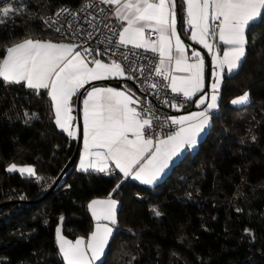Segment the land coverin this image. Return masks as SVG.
I'll return each instance as SVG.
<instances>
[{"label":"trees","instance_id":"obj_1","mask_svg":"<svg viewBox=\"0 0 264 264\" xmlns=\"http://www.w3.org/2000/svg\"><path fill=\"white\" fill-rule=\"evenodd\" d=\"M87 1L0 0L18 8L0 24V58L24 39L63 42L46 29L44 16ZM185 19L181 11L182 30ZM247 38L246 57L225 77L205 137L154 188L116 173L78 172L76 159L35 203L71 158L75 141L57 129L45 92L0 81V205L12 202L0 207V264H64L56 229L71 241L88 237V204L110 196L120 204L117 224L98 264H264V24ZM245 93L249 102L233 107ZM11 164L32 166L36 176L8 173Z\"/></svg>","mask_w":264,"mask_h":264},{"label":"snow or ice","instance_id":"obj_2","mask_svg":"<svg viewBox=\"0 0 264 264\" xmlns=\"http://www.w3.org/2000/svg\"><path fill=\"white\" fill-rule=\"evenodd\" d=\"M99 3L113 6L115 18L124 25L118 32L110 29L116 37L115 41L109 40L113 49L131 46L145 53L151 52L157 58L154 63L151 58L143 57L150 64L154 63V76L165 83H152L149 87L168 88L187 100L203 91L205 60L198 51H193L191 57L185 51L186 46L177 31L178 0H99ZM84 7H92V4ZM180 8L186 14L192 41L202 45L212 56L211 95L201 96L196 105H206L205 110L171 118V124L177 130L166 138H154L149 134L153 128L152 121L143 110H138L139 98L131 90L95 87L87 91L83 99L84 151L80 170L87 172L92 169L111 175L110 164H114L124 178L131 177L143 185H153L185 149L197 145L198 138L210 123L209 112L218 106L222 80L242 66L249 43L247 33L258 24H264V0H182ZM17 11L18 8L10 2L0 4V24H5L10 13ZM152 36L155 40L151 39ZM212 41L225 46L222 55ZM78 47L80 45L29 38L7 47L0 58V81L6 85L26 86L37 94L42 89L47 90L55 111V123L70 137L74 136L70 128L73 119L70 115L71 99L79 89L91 81L113 77L133 79L122 62L113 59L105 63L95 57L88 60L87 56H91L93 50L76 51ZM103 54L96 51L97 56ZM115 54L113 51L112 55ZM120 55L123 61H129V55L140 58L136 52H121ZM134 64L135 61H130L128 71L138 70L143 74L144 69H137ZM248 100V93H245L232 100V104L241 105ZM171 106L179 110L177 104ZM6 171L36 176L32 167H18L16 164L8 166ZM119 187L117 184L116 188ZM116 207L117 201L111 198L93 200L88 205L96 224L87 241L77 239L73 243L61 234L59 227L56 229L58 250L64 264H96L101 261L113 236L114 229L109 224L117 223Z\"/></svg>","mask_w":264,"mask_h":264},{"label":"built area","instance_id":"obj_3","mask_svg":"<svg viewBox=\"0 0 264 264\" xmlns=\"http://www.w3.org/2000/svg\"><path fill=\"white\" fill-rule=\"evenodd\" d=\"M85 4H92V7L86 8ZM63 9L68 11L62 12ZM58 12L61 13L59 16L56 15ZM114 12L115 8L111 5L100 4L99 0H88L79 9L61 6L56 11L47 13L43 18V24L49 32L61 38L63 42L80 45L76 51L83 52L85 48L93 50L92 55L87 56L89 60L95 57L107 63L113 59L122 62L128 75L133 76L130 81L134 84L138 94L136 97L140 101L137 106L138 110H143L152 121L153 128L149 134L154 138H166L167 135L177 130V127L171 124L170 113L172 110H176L171 105L175 103L179 109H187L191 107L192 103L182 95L173 94L168 88L149 87L152 83L159 85L165 83L153 74L157 58L152 53L132 49L131 46L128 49H113L109 40L115 41L116 37L110 29L118 32L124 26L115 18ZM56 28H59L60 31H55ZM151 39H155V36H152ZM96 51L104 54L97 56ZM113 51L116 52L115 55H112ZM121 52H136L140 58L129 55V61H123ZM144 56L151 58L154 63L150 64L148 59L143 58ZM130 61H135L133 66L137 69L142 67L143 74L138 70L136 72L128 71Z\"/></svg>","mask_w":264,"mask_h":264},{"label":"crops","instance_id":"obj_4","mask_svg":"<svg viewBox=\"0 0 264 264\" xmlns=\"http://www.w3.org/2000/svg\"><path fill=\"white\" fill-rule=\"evenodd\" d=\"M178 7H179V5H178ZM179 10H180V9H179ZM180 15H181V11H180ZM185 15H186V14H185ZM178 20H179V19H178V17H177V21H178ZM185 20H186V19H185ZM149 31H150V30H149ZM177 31H178V34L180 35V38H181L182 42H183V43L185 44V46H186L185 51H186V53H187V55H188L189 57H191V54H192L193 51H198V52H200L201 55L204 57V54H203L200 50H203V51L209 56L210 63H211V74H212V71H213V61H212V56L208 53V51H207L206 49H204V48L202 47V45H200L199 43H196V42L192 41V39H191V32H190V30L188 29L187 25L185 24V27H184L183 30H182L181 24H180L179 26H178V24H177ZM153 40H155V39H153ZM185 40H187L188 42L192 43V44L195 45V47H197V48H194V47L190 46L187 42H185ZM42 42H43V41H42ZM51 42L68 44V43H66V42H55V41H51ZM212 42L215 43V44H217V48H218V50L220 51V54L222 55L225 46L219 44L218 41H212ZM173 43H174V41H173ZM199 49H200V50H199ZM140 50H142V49H140ZM143 51H144V50H143ZM150 53H151V52H150ZM88 60H89V59H88ZM204 60H205V57H204ZM102 61H103V60H102ZM103 62H105V61H103ZM105 63H107V62H105ZM90 66H92V65H90ZM238 70H239V69H238ZM238 70H237V71H238ZM237 71H234L232 75H234ZM177 75H186V74H185V73H177ZM232 75H231V76H232ZM225 77H229V76L225 75ZM225 77H224V79H225ZM114 79H122V80H125V82L123 83V88H125V89H123V88L112 87V86H110V85L103 84V83H96V82H98V81H102V80H97V81H91V82L85 84V86H84L83 88L79 89V90L77 91V93L72 97V99H71V108H72V111H71V113H70V115H71L72 118H73L72 121H71V124H70V128H71V130L74 132V136H72V137L68 136V134H67L66 132H64L59 126L56 125V123H55V111H54V107H53L52 102H51V99H50V97H49V95H48V93H47V90H43V89L40 90V91L46 93L47 98H48V100H49L50 103H51L52 110H53V115H54V123H55L57 129H58L60 132L64 133L66 136H68L72 141H75V142H76L77 137H78V124H77V119H76L77 97H78V94H79L81 91H83V94H82V97H81V103H80V105H81L80 110H81V133H82V137H81V143H80L79 152H78L77 161H76V170H77L78 172H81V173L93 172V173H97V174H100V175L108 176L107 174L99 173V172H96V171H94V170H92V169H89V171L85 172V171L80 170V167H79V165H80V158H81V156H82V154H83V151H84V143H83V128H84L83 109H84V105H83V99L86 98V96H87V91H90L91 89H93V88H95V87H100V88L111 87V88H113V89H115V90H117V91H126V92H127L128 90H131V92L134 93L135 96L138 95V94H137V91H136V89H135V87L132 86L130 83H128V82L130 81L129 79H124V78H119V77H113V78H109V79H106V80H114ZM224 79L222 80V83H221L220 88H219V96H218V101H217L218 106H217L216 109H213V110H211V111L209 112V115H210V123H209L208 127L205 129V131H204V132L201 134V136L198 138V143H197V145H196L194 148H192V149H185V151L182 153V155H181L180 157L176 158L175 161H174V163L170 166V168L166 170V174L163 175L162 178H161L160 180H158V181H157L155 184H153V185H143V184H141L139 181L133 180L131 177H129V178H124V177H123V174L120 173L119 170L115 168V165H114V164H110V169H111L112 174L116 173V174H117L118 176H120L124 181H128L130 184H133V185H139V186H142V187H145V188H154V187H156L157 185H159L163 180H165L166 177L171 173L173 166H174L176 163H178L179 160H181L185 155L190 154V153H193V152L196 151V149L198 148L199 143L203 140V138L205 137L206 133L208 132L209 127H210L211 124H212V118H213V116H214V115L217 113V111H218L219 100H220V90H221V88H222V86H223ZM212 82H213V81H212V75H211V77H210L209 88H208V90H206V60H205V84H204V89H203V91H201V92H197V93L192 97V99L190 100L191 103H192L191 107H189V108H187V109L172 110L171 113H170V119H171V118H178V117H181V116L190 115V114H192V113L200 112V111H202V110H205L206 105H201L200 107H197L196 105H197V102H198V100H199V98H200L201 96H205V95H207L208 97H210V95H211V83H212ZM92 83H96V84H92ZM25 87H26V86H25ZM26 88H27V87H26ZM31 90H32V89H31ZM239 97H240V96H239ZM239 97H237V98H239ZM237 98H234V99H237ZM234 99H233V100H234ZM207 102H210V101H206V103H207ZM248 102H249V100L247 101V103H248ZM231 104H232V101H231ZM232 106H238V105H234V104H232ZM240 107H241V106H240ZM18 167H32V166H18ZM32 168L35 170L34 167H32ZM16 173H18V172H16ZM35 173H36V172H35ZM18 174H19L21 177H25V178H33V177H35V176H33V177H29V176H27V174H24V175H21L20 173H18ZM109 198H111V199L117 201V207H116V221H117V213H118L119 205H120V204H119V201H118L116 198L110 196V197H108V198H101V199H95V200H107V199H109ZM92 201H93V200H92ZM92 201H91V202H92ZM91 202H90V203H91ZM90 203H89V204H90ZM89 204H88V205H89ZM87 212H88V214H89V216H90V219H91V221H92V224H93V229H92V231H94L96 221H95V219L92 217V215H91V211H90V209L88 208V206H87ZM101 223H105V224H107V223H109V222H108V221H101ZM116 224H117V223H116ZM116 224H115V225H111V224H109V226H110V227H113V229H114V231H113V235H114V233H115V227H116ZM59 228L61 229V227H59ZM61 234H62V229H61ZM90 234H91V233H90ZM90 234H89V236H90ZM62 235H63V234H62ZM89 236L86 237V238H78V239H84L85 241H87V239L89 238ZM112 237H113V236H112ZM112 237L110 238L109 243H110ZM66 239H67V238H66ZM68 240H69V239H68ZM76 240H77V239H76ZM76 240H75V241H76ZM75 241H72V242L74 243ZM108 245H109V244H108ZM107 248H108V247H107ZM107 248H106V250H105V254H104V256L102 257V259H103V258L105 257V255H106ZM102 259H101V260H102ZM99 262H100V261H97L96 264H98Z\"/></svg>","mask_w":264,"mask_h":264},{"label":"water","instance_id":"obj_5","mask_svg":"<svg viewBox=\"0 0 264 264\" xmlns=\"http://www.w3.org/2000/svg\"><path fill=\"white\" fill-rule=\"evenodd\" d=\"M177 17L179 19L177 22V24L179 26L181 24V15H180L179 7L177 8ZM185 42H187L190 46L197 48V47H195V45L188 42L187 40H185ZM200 51L204 54V57L206 60V90H208L209 84H210V77H211V63H210L209 56L203 50H200ZM124 82H125V80H122V79H114V80H102V81H98L96 83H103V84L110 85L112 87L123 88ZM96 83H92V84H96ZM128 83H130L132 86H134V84L131 81H129ZM82 94H83V91H81L77 97L76 119H77V124H78V137H77V140L75 142L73 154H72L71 158L69 159V161L67 162V164L65 165V167L63 168V170L61 171V173L56 178L55 182L53 183V185L49 189L48 193L43 198L36 201L35 203L41 202L46 196L50 195L53 192V190L59 184V182L61 181V179L65 175V173L73 166L74 162L77 159L79 147H80V143H81V137H82V133H81V110H80V108H81L80 103H81ZM10 203H12V202H9L6 204H10ZM30 203H33V202H30ZM6 204H2V205H0V207L4 206Z\"/></svg>","mask_w":264,"mask_h":264},{"label":"rangeland","instance_id":"obj_6","mask_svg":"<svg viewBox=\"0 0 264 264\" xmlns=\"http://www.w3.org/2000/svg\"><path fill=\"white\" fill-rule=\"evenodd\" d=\"M246 104V103H245ZM245 104H241V105H238V106H233V107H240V106H243V105H245ZM8 173H10V172H8ZM13 173V172H12Z\"/></svg>","mask_w":264,"mask_h":264}]
</instances>
